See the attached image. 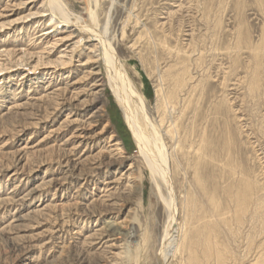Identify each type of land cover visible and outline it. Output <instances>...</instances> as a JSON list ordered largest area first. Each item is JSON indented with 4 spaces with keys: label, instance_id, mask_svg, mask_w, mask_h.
Segmentation results:
<instances>
[{
    "label": "rangeland",
    "instance_id": "1",
    "mask_svg": "<svg viewBox=\"0 0 264 264\" xmlns=\"http://www.w3.org/2000/svg\"><path fill=\"white\" fill-rule=\"evenodd\" d=\"M65 1L67 24L0 0V264H264V0ZM90 8L171 155L166 259L167 207L75 25ZM112 218L139 241L101 239Z\"/></svg>",
    "mask_w": 264,
    "mask_h": 264
},
{
    "label": "bare ground",
    "instance_id": "2",
    "mask_svg": "<svg viewBox=\"0 0 264 264\" xmlns=\"http://www.w3.org/2000/svg\"><path fill=\"white\" fill-rule=\"evenodd\" d=\"M46 3L51 10H54L56 13H58V15L60 16V19L62 21L66 22V24L70 22L72 12L68 9V7H69L67 4L68 2H66L65 0H46ZM88 12H89L88 17H90V19H91V24H84L82 22L83 18H81L79 15H77L76 17H74V18H76L75 25L79 28L80 31L87 34V36L89 38L87 40H90V41L91 40H97V43L99 44V49L97 51H100L102 58L104 60V63L107 67L106 71H108L107 85L110 87L112 94L116 98V101L118 102L119 106L121 107V109L123 111L124 119H125L126 123L128 124V127L132 133V136H133L135 142L137 143V145L141 151V154H142V156L146 162V165L149 169L152 182L154 183L156 190L160 194V197L163 199L165 206L167 207V211L169 213V219H168L169 221H168V225L166 228L165 236L163 238L164 243H163V248L161 251L162 259H166L169 255H174L175 252L177 251V242L179 241V238H177V236L180 235V228L177 225L178 220L176 222V219H177L176 214L178 212L177 211V208H178L177 203L178 202L176 201V198H175L176 195H175V190H174V186H173L174 185L173 184L174 172H173V169L171 166V163H172L171 159H170L171 155H169L167 150H166V147L164 144L165 142L162 140V135L160 134L161 132H159L157 125H155V123L152 122V120L147 115V111H146V102L147 101L145 102L144 96L142 94H140L138 92V90L135 88L134 82L132 81V79L129 76L128 71L126 69L125 63L123 64L120 61L119 57L117 56V54L115 52V49H114L112 43L106 37V31H107L108 25H107V27H105V31L101 32L100 29H97V20L98 19H97L96 12L93 11V9L91 10V8H90V11H88ZM51 13L53 15V11ZM53 18H55V17L52 16V19ZM71 22H72V20H71ZM107 34H108V31H107ZM100 83L103 84V82H100ZM177 83L179 84V82H177ZM101 84H98L97 86H100ZM160 84H161V82H160ZM162 87L160 88V90H158V92L163 94V92H164L163 88L164 87L163 88ZM157 96H158V94H157ZM172 97L174 98V96H172ZM167 103H170V102L167 101L165 104H167ZM168 114H169V112H168ZM144 117L146 120H144ZM171 123L173 124L172 121H171ZM167 131H169V130H167ZM176 141H177V139H176ZM113 146L118 150L122 149L121 143L119 141H116L113 144ZM178 150H179V148H178ZM132 167L133 166L131 164L129 166V169H132ZM128 172H129V170H128ZM245 185H246V183H245ZM163 187L166 188V191H167V193L164 195L162 193ZM247 187L245 186V188H247ZM251 189H253V188H251ZM247 197H249L248 194H247ZM243 200L245 203L246 199H243ZM255 200H257V198ZM239 202H240L239 203V205H240L241 201L239 200ZM240 209L243 210V206H240ZM166 223H167V221H166ZM97 235L98 234H96V236ZM100 236H101V239H102V236L108 237V239L111 241H115V240L119 239V240H126V241L129 240L132 242H136V241H139V239H140L139 228L135 222H128L127 223L124 221H116L114 218H112L106 222V224L104 226V230H103V232H101ZM172 243H174V244H172ZM111 246H115V244H111ZM178 246H179V244H178Z\"/></svg>",
    "mask_w": 264,
    "mask_h": 264
}]
</instances>
